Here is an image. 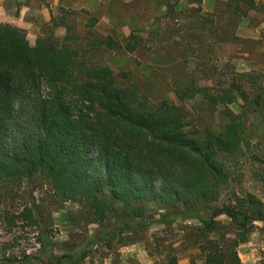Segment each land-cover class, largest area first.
<instances>
[{
  "label": "trees",
  "instance_id": "16d2710c",
  "mask_svg": "<svg viewBox=\"0 0 264 264\" xmlns=\"http://www.w3.org/2000/svg\"><path fill=\"white\" fill-rule=\"evenodd\" d=\"M231 1L255 5V0ZM96 20L91 17L88 27ZM71 28L63 40L50 34L31 44L25 30L0 23V181L40 175L62 198L88 202L100 221L117 204L143 218L151 202L172 208L202 203L211 210L198 229L206 264H244L237 247L249 240L255 222H264V202L254 193L233 192L228 202L218 203L220 187L230 181L218 155L243 148V115L225 111L229 121L220 131L189 129L181 106L154 102L137 85L122 86L110 66L95 60L92 52L104 44L122 49L118 40L76 35ZM85 39L87 47L74 43ZM125 48L134 51L136 45ZM257 88L253 105L264 100ZM199 91L211 110L239 96L247 103L235 84L220 93ZM221 215L234 224L226 228L233 238L224 242L210 237L219 230ZM22 216L34 219L30 207ZM159 264H178V257Z\"/></svg>",
  "mask_w": 264,
  "mask_h": 264
},
{
  "label": "rangeland",
  "instance_id": "374dc122",
  "mask_svg": "<svg viewBox=\"0 0 264 264\" xmlns=\"http://www.w3.org/2000/svg\"><path fill=\"white\" fill-rule=\"evenodd\" d=\"M118 1L109 0V14L130 20V31L98 25L99 18L86 9H64L48 25V35L63 40L68 27L80 36L111 35L123 48L104 44L92 52L95 60L110 66L122 86L137 85L154 102L181 106L189 129L220 131L229 121L225 111L241 113L247 141L236 154L218 155L230 173L218 203L228 202L233 192L254 193L264 202V100L252 104L257 87L264 94V31L250 40L241 28L243 21L247 27L264 24V0H255L254 7L231 0H133L117 6ZM91 17L97 20L88 27ZM74 43L89 46L88 39ZM128 43L136 49L127 50ZM232 84L246 93V104L239 96L211 110L199 91L220 93ZM183 91L188 96L182 98ZM25 207L32 209L33 220L23 218ZM210 217L202 203L172 208L151 202L143 218L131 217L117 204L100 221L88 202L62 198L40 175L0 181V264H159L170 255L178 257V264H206L198 229ZM217 221L220 228L210 237L232 239L233 231L226 232L234 225L231 219L221 215ZM237 250L244 264H264V222H255L249 240Z\"/></svg>",
  "mask_w": 264,
  "mask_h": 264
},
{
  "label": "crops",
  "instance_id": "0c3cea01",
  "mask_svg": "<svg viewBox=\"0 0 264 264\" xmlns=\"http://www.w3.org/2000/svg\"><path fill=\"white\" fill-rule=\"evenodd\" d=\"M120 4H129L133 0H120ZM112 3L109 0H0V23H9L26 31L30 43L38 38L48 36V25L52 19L60 15L61 12L77 9H86L88 12L99 18L98 25H106L110 28H123L130 31L131 21L123 17L114 20L109 14L112 10ZM136 12V11H133ZM243 36L250 40L261 36L264 31V24L247 27L246 21ZM131 25V26H130ZM239 35H242L240 32Z\"/></svg>",
  "mask_w": 264,
  "mask_h": 264
}]
</instances>
